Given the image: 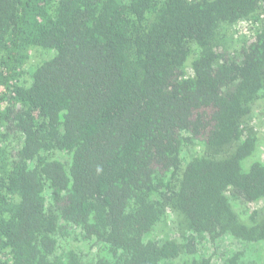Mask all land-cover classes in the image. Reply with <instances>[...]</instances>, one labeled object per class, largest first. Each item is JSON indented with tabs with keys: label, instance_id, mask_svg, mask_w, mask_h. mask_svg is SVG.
Here are the masks:
<instances>
[{
	"label": "trees",
	"instance_id": "1",
	"mask_svg": "<svg viewBox=\"0 0 264 264\" xmlns=\"http://www.w3.org/2000/svg\"><path fill=\"white\" fill-rule=\"evenodd\" d=\"M262 122L264 0H0V264H264Z\"/></svg>",
	"mask_w": 264,
	"mask_h": 264
},
{
	"label": "rangeland",
	"instance_id": "2",
	"mask_svg": "<svg viewBox=\"0 0 264 264\" xmlns=\"http://www.w3.org/2000/svg\"><path fill=\"white\" fill-rule=\"evenodd\" d=\"M261 125L264 127V123L262 122L261 123ZM260 137H261V144H260V146H259V150L257 151L258 153H257V157L256 158H259L260 160H262V161H264V128L261 130V135H260ZM263 206L264 205V203H258V204H249L248 205V207H250L252 210L253 209H255V208H257L258 206ZM169 226H170V228H171V230H173V233H175V231H176V225H175V223H173V221H172V219L170 218L169 220ZM172 221V222H171ZM160 230H162V233H164V234H166L168 231L166 230V229H164L163 227H160L159 228V230L158 231H160ZM171 235H174V234H171ZM231 244V242L230 241H227L226 242V244H224V249L225 248H228L229 246L228 245H230ZM239 245L240 244H237V246H235L234 248H233V252L236 250L237 251V249H238V247H239ZM256 249H255V251H256V253H263L264 254V245L263 246H257V247H255ZM202 253H204L203 255H211L212 254V247L211 246H209V245H207V247L206 248H203L202 249ZM208 257V256H207ZM263 258H264V256H262ZM215 258V264H221L222 263V261H224V259H221L220 257L217 259V257H214ZM191 261L190 260V258H188V257H183L182 259H180L179 261H178V263L177 264H189V262Z\"/></svg>",
	"mask_w": 264,
	"mask_h": 264
}]
</instances>
